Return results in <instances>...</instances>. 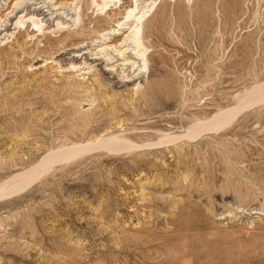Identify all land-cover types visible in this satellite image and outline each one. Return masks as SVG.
Listing matches in <instances>:
<instances>
[{
  "label": "rangeland",
  "instance_id": "rangeland-1",
  "mask_svg": "<svg viewBox=\"0 0 264 264\" xmlns=\"http://www.w3.org/2000/svg\"><path fill=\"white\" fill-rule=\"evenodd\" d=\"M70 1L0 0V184L77 151L0 197V264H264V0H139L144 62L130 0Z\"/></svg>",
  "mask_w": 264,
  "mask_h": 264
},
{
  "label": "bare ground",
  "instance_id": "bare-ground-1",
  "mask_svg": "<svg viewBox=\"0 0 264 264\" xmlns=\"http://www.w3.org/2000/svg\"><path fill=\"white\" fill-rule=\"evenodd\" d=\"M122 0H72L70 1V3H68L69 5V11H76V13L78 12L77 10L79 9L80 5H85L86 2L89 3L90 7L95 10L97 9H102L105 11L106 8H108L110 10V8L112 6H116L118 4V2ZM130 3L128 4V6H125L124 8V12H123V15L122 17L116 22V26H114L112 29H110L107 33V36H116L117 33L119 32H116V31H128L130 32V35L127 36L126 38H124V40L122 41L121 45L122 48H131L135 53H133V59L134 61L135 60H139V61H142L144 62L145 59H144V49H143V45H142V42H141V39L139 38V28L140 26L142 25V22L144 20V15H145V8H140V4L138 3L139 0H130L129 1ZM87 3V5H88ZM125 2L121 3V4H124ZM127 3V2H126ZM84 7V6H83ZM87 8H89L88 6H86ZM110 7V8H109ZM121 7V6H120ZM123 7V6H122ZM116 8V7H115ZM107 9V10H108ZM101 10V11H102ZM73 11V12H74ZM103 21V20H101ZM124 33V32H123ZM103 36V34H102ZM101 37V36H100ZM110 37V38H111ZM102 38V37H101ZM100 38V39H101ZM132 38V39H131ZM134 38V39H133ZM103 40V39H102ZM101 40V41H102ZM106 40V39H105ZM112 45V44H111ZM117 50V49H116ZM120 50V49H119ZM117 51V53L121 56H124L122 52L120 51ZM131 56V55H130ZM135 62L132 63V65H134ZM130 64V63H129ZM264 91V84L263 85H260V86H257L255 87L254 89H252L249 93H246L245 97L243 98V100H241V105L243 104H247V103H251L252 101H256L257 99H261V96H262V93ZM263 99V97H262ZM264 100V99H263ZM261 101V100H260ZM259 103V102H257ZM256 104V103H255ZM250 106V105H249ZM227 114V113H226ZM228 115V114H227ZM220 116V115H219ZM217 117V116H216ZM221 119V118H219ZM218 118L214 119V123L213 125L210 127V128H204L205 130L207 129H213V128H216V126L221 123L222 125V122H220ZM213 122V121H212ZM224 122V120H223ZM226 122V121H225ZM224 126V125H223ZM208 127V126H207ZM218 128V126H217ZM204 129H201L200 131L202 132ZM196 130V129H195ZM198 130V129H197ZM204 130V131H205ZM215 130V129H214ZM200 132V133H201ZM203 133V132H202ZM192 134V133H191ZM196 134V133H195ZM197 134H199V131L197 132ZM196 134V135H197ZM192 136V135H191ZM195 137V136H194ZM112 141V140H111ZM109 142V141H108ZM104 144H107V142H105ZM111 144V143H110ZM121 144V143H120ZM125 144V143H124ZM123 145V144H122ZM103 146V145H102ZM105 146V145H104ZM103 146V147H104ZM108 146V145H107ZM110 146V145H109ZM102 147V148H103ZM106 147V146H105ZM121 146L119 145L118 149H121L120 148ZM80 148V147H79ZM109 148H114L113 146H110L106 149H109ZM84 149V148H83ZM82 149V150H83ZM86 149V148H85ZM84 149V150H85ZM123 149V148H122ZM121 149V150H122ZM128 149V148H127ZM88 150V149H87ZM90 150V149H89ZM117 150V149H116ZM79 151H81L79 149ZM115 151V150H114ZM77 153L76 149L75 148H69V149H66L62 152L59 151L56 152V153H53V154H50L48 157H46L44 159V161H42V164L40 165L39 163V166L38 167H35V168H32V169H28V171H25L23 173H19L17 175H14L13 177H11L9 180H5L4 183L0 184V197H7V196H10V195H15L21 191H23L26 187H28L29 184H31L30 182L34 181L36 177H38L39 174H41L44 170L46 171L50 165L56 163L57 162L59 163V161H62V160H71V159H74V155ZM80 153V152H79ZM71 158V159H70ZM63 162V161H62ZM61 162V163H62ZM66 162V161H65ZM59 163V164H61ZM64 163V162H63ZM54 166V165H53ZM44 171V172H45ZM43 174V173H42ZM30 186V185H29ZM25 191V190H24ZM23 191V192H24ZM1 200V199H0Z\"/></svg>",
  "mask_w": 264,
  "mask_h": 264
}]
</instances>
